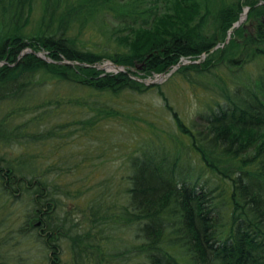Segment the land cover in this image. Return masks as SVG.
<instances>
[{"label": "trees", "instance_id": "1", "mask_svg": "<svg viewBox=\"0 0 264 264\" xmlns=\"http://www.w3.org/2000/svg\"><path fill=\"white\" fill-rule=\"evenodd\" d=\"M31 2L0 0V264H264V0H41L26 34ZM101 13L114 49L86 50L70 29ZM173 67L208 96L194 121L166 107L106 168L123 98L155 88L133 78Z\"/></svg>", "mask_w": 264, "mask_h": 264}, {"label": "rangeland", "instance_id": "2", "mask_svg": "<svg viewBox=\"0 0 264 264\" xmlns=\"http://www.w3.org/2000/svg\"><path fill=\"white\" fill-rule=\"evenodd\" d=\"M40 3L41 0H32L31 2V8L27 12V24L24 28L26 34L31 32L35 27V23L40 14ZM246 13L247 8L243 6L236 20H240L238 27L249 24V21L246 19ZM3 16L5 17V12L2 11L0 4V28L4 20ZM112 26V19L106 13H101L87 20L81 27L79 23H75L70 31L72 35L77 36L78 40L82 43L81 46L85 47L86 50L101 52L103 46L108 44V49L111 51L114 49V44L105 35L106 33L109 34V28ZM231 29L226 32L224 44L230 38L228 32ZM220 47L222 46H216L214 49ZM37 55L43 58V60L45 59L43 53L39 52ZM205 58L206 56L201 54L193 60L190 58H181L178 62L183 66L198 64L203 62ZM262 62L264 63V60ZM111 65L113 64L103 61L94 67L96 70L105 74L114 75L121 72L119 71L120 67L115 66L113 68ZM174 71L175 69L172 68L161 74H152L151 77L141 79L133 78L137 82L144 83L147 86L153 85L155 88H152L150 92L148 91L142 95L128 96L127 99H124L125 97L123 98L122 103L129 112L130 117L124 122H116L114 127H112V133H110L109 137L106 135L111 143L105 147L104 155L100 158L104 161L106 168H116L117 171L124 172L122 164L125 158L132 152V149L135 148L134 146L137 142L142 139H148L149 136L153 135L151 128L147 124L152 123L155 128L153 131L162 138H165L164 133H171L173 130L171 116L166 107L172 108L186 123L194 121L196 112L208 99V96L200 88H192L175 77L170 79V75ZM159 91L161 95H159ZM6 212L14 213L15 210L14 208H10ZM21 248L22 246L20 245L13 248V254L20 255Z\"/></svg>", "mask_w": 264, "mask_h": 264}, {"label": "water", "instance_id": "3", "mask_svg": "<svg viewBox=\"0 0 264 264\" xmlns=\"http://www.w3.org/2000/svg\"><path fill=\"white\" fill-rule=\"evenodd\" d=\"M260 4H263V5H264V3H260ZM239 24H240V20L236 21V22L233 24V27H238ZM228 33H230V32H228ZM36 56H37L38 58H40V59L43 60V58L39 57L37 54H36ZM44 60H45V59H44ZM62 64H68V63H67V62H64V63H62ZM112 67L115 68L114 65H112ZM119 71H121V70H119Z\"/></svg>", "mask_w": 264, "mask_h": 264}]
</instances>
